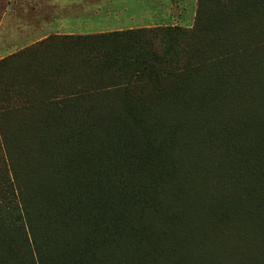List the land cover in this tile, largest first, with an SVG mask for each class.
Segmentation results:
<instances>
[{
  "label": "trees",
  "instance_id": "obj_1",
  "mask_svg": "<svg viewBox=\"0 0 264 264\" xmlns=\"http://www.w3.org/2000/svg\"><path fill=\"white\" fill-rule=\"evenodd\" d=\"M233 5L221 9L231 13L216 30L224 36H212L223 52L198 51L210 42L178 27L52 36L35 47H62L66 57L55 73L73 81L54 95L56 106L123 99L92 106L88 120L61 113L40 133L23 126L36 212L21 215L22 226L0 223V264L17 241L49 264H215V253L264 264V57L200 74L243 53L232 34L243 19L264 28V0ZM191 73L199 80L186 83ZM21 194L2 182L0 208Z\"/></svg>",
  "mask_w": 264,
  "mask_h": 264
},
{
  "label": "rangeland",
  "instance_id": "obj_2",
  "mask_svg": "<svg viewBox=\"0 0 264 264\" xmlns=\"http://www.w3.org/2000/svg\"><path fill=\"white\" fill-rule=\"evenodd\" d=\"M57 0H0V63L12 56L18 54L14 59L9 60L0 66V184L8 182L15 188L22 190L21 196L16 200L15 204H5L0 208V223L7 226H22L23 221L20 216L29 213H35V209L30 202V193L28 184L31 183V176L28 173L29 162L25 160L26 156L21 152L24 146V137L22 136L23 126L27 123L36 124L37 129L44 131V127L53 123L54 117H58L61 113L64 116L82 117L91 115L95 117V112H85L92 106L106 105L109 107H120L122 96L112 95L108 98L100 96L98 98L87 100L80 104L81 110L76 109L75 103H63L61 107L56 106L52 101L54 95L63 93L70 81H73L71 75H58L57 63H64L66 57L62 51V47L50 50L44 53L43 50L35 49V47L45 39L40 40L36 34L47 26L51 19L45 17L48 14V5L55 3ZM90 2L91 0H85ZM100 0H97V2ZM108 1L109 6L112 4H128L132 0H103ZM140 6L153 7L155 13L169 12L173 16L178 17L176 23L164 25L157 18L137 19L132 22L124 19L126 22L119 23L115 19L102 20L90 23H80L72 25L70 31L80 35H96L94 33L107 32L112 29L118 30L121 27L130 28V26L144 27L147 25H157L155 27H178L188 31L195 29L203 34L204 39L208 42L205 46L198 45V51L204 52H223L220 47L224 44L212 42L214 37L220 35L216 30H223L221 25L230 16L221 14L222 7L232 9L235 7L234 1L238 5H243L245 0H133ZM236 5V4H235ZM156 6H159L156 8ZM55 13H58L55 10ZM151 11V10H145ZM61 13V12H59ZM256 18V17H255ZM243 19L232 34L239 32L240 40L236 41L234 50H242V54H231L227 59L213 66V68H205L200 74H206L213 77L217 72H221L229 68L232 64L240 59L249 56L264 57V28H260L257 19ZM149 21V22H147ZM136 30V29H133ZM249 30V32H247ZM128 31V30H123ZM118 32V31H114ZM111 33V32H110ZM102 34V33H101ZM52 36H57L53 34ZM67 36V35H62ZM78 36V35H75ZM213 36V38H212ZM223 41V39H222ZM224 42V41H223ZM247 48V49H246ZM32 49V50H31ZM203 49V50H201ZM55 73V74H54ZM189 74L186 83H193L199 80L197 75ZM182 81V80H179ZM225 80L220 81L224 83ZM183 85V82H179ZM18 88L10 92L11 105L13 109L9 112H2L4 103L8 98V86ZM72 85V84H71ZM178 85V83H177ZM63 91V92H62ZM147 89L142 92L147 93ZM23 104H28L21 107ZM108 113V110H104ZM66 112V113H65ZM99 111H96V113ZM70 114V115H69ZM28 163V164H27ZM24 170L28 173H24ZM16 181H14V178ZM2 229V225H0ZM29 232V231H28ZM15 233V231L11 232ZM218 254V253H217ZM215 253V255H217ZM49 264L43 255H40L33 249L31 244L25 241H17L14 251L11 253L8 264Z\"/></svg>",
  "mask_w": 264,
  "mask_h": 264
},
{
  "label": "crops",
  "instance_id": "obj_3",
  "mask_svg": "<svg viewBox=\"0 0 264 264\" xmlns=\"http://www.w3.org/2000/svg\"><path fill=\"white\" fill-rule=\"evenodd\" d=\"M54 2L55 3H50V5L47 6L48 14L46 13L45 15V17L47 19H51V21L47 23V26L45 28H42L41 32L36 34L37 38L43 36L40 38V40L47 39V37L49 36H46L44 34H53L57 36L80 35L70 31L72 25L80 23L87 24L90 22L110 19H115L116 22L119 23H124L126 22L124 19H128L131 21L130 23H132L136 22L137 19H142L144 17L147 20L153 19V17L157 18L159 22H164V25L168 24V22L176 23L178 21V17L173 16V14L169 12H163L159 15L158 13L153 12V7L142 8V6H140L136 1L133 0L131 3L128 4H112L111 6H109L108 1L103 0H100L98 2L97 0H91L90 2H87L85 0H57ZM158 7L159 6H156V8ZM55 10H57L58 13L54 14V12H56ZM157 25H147L144 27L130 26V28L121 27L118 30L112 29L111 31L94 34H103L114 31L133 30L141 28H151L152 26Z\"/></svg>",
  "mask_w": 264,
  "mask_h": 264
},
{
  "label": "bare ground",
  "instance_id": "obj_4",
  "mask_svg": "<svg viewBox=\"0 0 264 264\" xmlns=\"http://www.w3.org/2000/svg\"><path fill=\"white\" fill-rule=\"evenodd\" d=\"M254 229V228H253ZM254 231V230H253ZM254 235V237H255V233L253 234ZM252 236V235H251ZM257 236V235H256ZM258 238H260V237H257V239ZM261 238H262V236H261ZM261 241V240H260ZM255 243V242H254ZM258 243V242H257ZM224 244V243H223ZM225 245V244H224ZM241 245V244H240ZM253 248V247H252ZM258 251L260 250V249H257ZM241 251V250H240ZM237 251H235V253H236ZM239 252V251H238ZM260 252V251H259ZM263 252V251H262ZM211 253H213V252H211ZM241 253V252H240ZM248 253H250V252H248ZM228 254V253H227ZM231 254V253H230ZM230 254L228 255V256H230ZM241 255V254H240ZM232 257V256H231ZM211 258H213L214 259V261H215V264H236L235 262H233L230 258H228V259H224L223 257H220V254L218 253L217 255H213V257H211ZM226 258V257H225ZM239 258V257H238ZM245 258V257H244ZM241 259V258H240ZM253 259H254V257H253ZM245 260V259H244ZM239 261V260H238ZM237 263H239L240 264V262H237ZM242 264H250V262H244V263H242ZM251 264H253V263H251ZM256 264H258V263H256Z\"/></svg>",
  "mask_w": 264,
  "mask_h": 264
}]
</instances>
